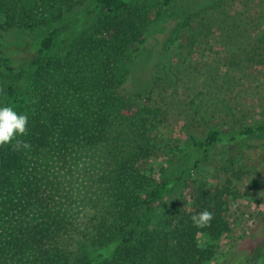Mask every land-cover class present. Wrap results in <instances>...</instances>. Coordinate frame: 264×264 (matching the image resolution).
I'll return each mask as SVG.
<instances>
[{"label": "trees", "instance_id": "obj_1", "mask_svg": "<svg viewBox=\"0 0 264 264\" xmlns=\"http://www.w3.org/2000/svg\"><path fill=\"white\" fill-rule=\"evenodd\" d=\"M175 2L183 15L160 26L168 39L180 31L199 35L203 27L225 50L229 77L261 57V42L247 39L252 20L230 14L228 0H0V31L51 27L27 45L0 52V104L29 115L28 133L19 139L31 145L0 146V264H209L213 247L201 249L197 237L229 232L223 196L231 190L188 185L183 175L217 147L264 139V119L238 121L224 111L203 118L194 110L206 121L201 132L189 134L198 154L194 166L158 182L139 167L158 143L152 112L141 92L131 90L134 96L126 98L120 90L135 89L129 65L149 26ZM261 6L264 19V0ZM75 9L76 23L63 30L60 23L70 19L65 14ZM216 119L229 122L220 127ZM89 175L80 190L75 177ZM178 182L192 190L190 211H155ZM204 210L212 220L194 223L191 217ZM257 259L264 264V240L226 264Z\"/></svg>", "mask_w": 264, "mask_h": 264}, {"label": "rangeland", "instance_id": "obj_2", "mask_svg": "<svg viewBox=\"0 0 264 264\" xmlns=\"http://www.w3.org/2000/svg\"><path fill=\"white\" fill-rule=\"evenodd\" d=\"M155 1L149 0L150 3ZM194 2L207 5L209 0ZM261 4L262 0H228L230 14L240 11L244 19L252 20L247 39L250 43L253 40L260 41L262 50L259 54L263 52L256 59L257 62L248 61L243 65L245 71L232 78L225 75L229 65L225 50L203 27L199 35L180 31L170 39L169 32H160L163 22L173 20L171 15L180 14L176 12L179 10L176 8L178 2L172 4L163 18L153 22L147 29L146 42L134 56L133 64L129 65L130 75L138 83L135 89L131 84L126 85L120 94L132 98L134 94H129L131 90L141 92V101L152 112L149 121L158 143L154 155L140 163L139 167L157 182L180 176L197 161L198 154L192 147L189 134L192 131L201 132L206 121L194 114V110L203 118L212 113L221 115L224 111L229 115L235 113L233 119L238 121L264 119V65L259 63V59L264 61ZM78 12L80 10L75 9L65 14L70 21L61 22L60 27L65 30L69 23H76L74 14ZM2 21L0 13V23ZM50 28L44 27L43 32L0 31V52L27 45ZM57 53L58 45H55L51 54ZM214 122L221 127L222 123L226 125L229 120L216 119ZM222 127L227 128L228 125ZM89 177L91 175L75 177L80 190L88 184ZM183 178L188 185L195 184L211 190L226 185L231 190V195L223 196L226 203L223 219L229 232L216 239L206 235L197 237L201 249L213 247L209 264H226L238 250L252 249L263 242L264 139L247 140L232 147H217ZM186 184L176 183L155 211L163 213L172 207L190 211L192 190L187 189ZM73 205L78 207L77 203ZM256 264H261V259H257Z\"/></svg>", "mask_w": 264, "mask_h": 264}, {"label": "clouds", "instance_id": "obj_3", "mask_svg": "<svg viewBox=\"0 0 264 264\" xmlns=\"http://www.w3.org/2000/svg\"><path fill=\"white\" fill-rule=\"evenodd\" d=\"M29 130V115L19 112L13 105L0 104V146H12L16 149H30L27 141L19 139ZM212 213L204 210L191 217L196 224H205L212 220Z\"/></svg>", "mask_w": 264, "mask_h": 264}]
</instances>
